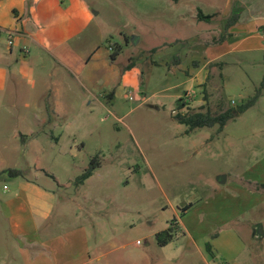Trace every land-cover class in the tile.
<instances>
[{"label": "rangeland", "instance_id": "1", "mask_svg": "<svg viewBox=\"0 0 264 264\" xmlns=\"http://www.w3.org/2000/svg\"><path fill=\"white\" fill-rule=\"evenodd\" d=\"M85 1L95 15L85 31V51L99 48L113 70L103 74V64L96 60L93 72L98 81H88L87 90L86 82L47 59L37 61L33 84L24 81L18 90L0 92V170H24L27 178L37 177L39 184L55 188L54 216L56 221L63 220L61 231L67 235L73 234L76 226L97 225L91 229L90 241L102 257L97 264H207L177 225V235L165 247L159 246L156 235L183 218L185 208L194 218L203 211L210 186L231 193L234 184L243 185L237 178L246 180L254 164H264V118L255 122L260 108H251L230 121L221 134L218 127L187 133L188 128L174 120L179 112L176 97L189 105L182 112L198 110L192 107L195 100H206L213 114L236 108L252 96L251 86L264 79V53L254 59L256 63L250 55H241V65L229 67L223 80L215 75L206 88L191 95L181 89L162 92L156 88L172 84L167 65L172 66V59L160 65L161 61L168 60V51L176 50L177 39L191 36L188 23L195 25L196 21L189 16L184 21L181 12L172 8L175 0ZM228 2L180 0L178 5L223 6ZM240 43L249 46L250 41ZM161 46V55L151 52ZM115 53L118 56L112 60ZM231 59L236 58L227 60ZM133 62L139 73L129 74L124 85L123 77ZM54 68H58L57 74ZM58 84L62 100L68 101L72 114L77 115L60 144L35 120L45 108L41 103L47 95H42ZM92 94L100 97L101 103ZM31 130L41 136L38 141L24 143L20 134ZM54 133L59 136L61 131ZM80 143L84 146L79 149L76 144ZM97 156L101 167L78 192L74 182ZM36 158L48 175L28 169ZM220 176L229 178V183L219 185ZM12 178L8 174L0 177V264H9L13 254L21 263L18 243L10 234L2 208L6 197L3 187ZM67 185L70 188L65 189ZM63 211L67 212L65 217L61 216ZM258 230L262 231V226Z\"/></svg>", "mask_w": 264, "mask_h": 264}, {"label": "crops", "instance_id": "2", "mask_svg": "<svg viewBox=\"0 0 264 264\" xmlns=\"http://www.w3.org/2000/svg\"><path fill=\"white\" fill-rule=\"evenodd\" d=\"M175 1L173 10L180 11L184 21L189 16L196 24L188 23L191 36L177 39L173 47L176 50L165 54L168 60L161 61L160 65L172 59V66L167 63L171 79L168 82L172 84L166 89L165 85L159 86L157 90L181 89L191 95L193 91L196 93L206 88L207 81L215 75L223 80L229 67L241 65V55H250L253 63H256L255 58L263 55L264 0H229L223 6L178 5L180 0ZM214 8L219 12H211ZM200 15L210 18L203 20ZM233 17H236V22L229 28L227 25ZM94 18L85 0H0V92L18 90L24 81L33 84L37 61L47 59L81 83L86 82L84 86L87 90L88 81H98L93 72L96 60L103 64V74H110L113 65L104 53L99 54V48L85 51V43L88 42L85 31ZM9 40L13 41L12 46ZM234 41L239 43L234 45ZM244 41H250L249 46L240 43ZM163 47L154 48L151 52L161 55L159 51ZM228 57L236 59L227 60ZM130 65L128 74L123 77L124 85L129 82V74L139 73L136 62ZM54 71L57 74L58 68ZM60 79L63 80L62 77ZM262 79L251 86L252 96ZM46 95L48 99L44 98L41 103L45 108L40 110L41 117L35 120L43 131L50 130L51 138L60 144L77 115L72 114L70 103L62 100L59 84L42 96ZM92 97L101 103L100 97L94 94ZM176 98L178 101L181 99L180 96ZM207 104L206 100H195L192 107L201 108ZM257 107L260 108V115L255 122L260 117L264 118V90L253 108ZM55 131H61V134L56 136ZM43 134L47 137V132ZM40 136L32 130L26 135L20 134L24 143L38 141ZM76 146L80 149L84 145L80 143ZM28 169L48 175L38 158L34 166L28 164ZM249 170L248 179L237 178L244 186L234 184L231 193L218 186H210L211 194L204 199L203 211L195 213L194 218L192 211L187 210L184 217L176 221L182 234L194 243L207 264H264V164L258 162ZM219 179L221 176L218 184L222 185ZM12 180L3 187L6 197L2 208L10 234L18 243L21 263L13 254L9 264H97L102 260L90 244L91 229L97 225L76 226L78 228L74 227L73 234L67 235L66 231H61L64 229L63 220L56 221L54 216L57 190L39 184L37 177H13ZM228 183L229 178L224 185ZM63 187L68 189L70 185ZM86 195L85 199L90 201L91 197ZM69 202L74 204L76 201L69 199ZM66 214L63 211L61 216ZM98 225L99 228H106L105 224ZM259 226L263 229L261 233ZM208 243L212 246V254L208 252Z\"/></svg>", "mask_w": 264, "mask_h": 264}, {"label": "trees", "instance_id": "3", "mask_svg": "<svg viewBox=\"0 0 264 264\" xmlns=\"http://www.w3.org/2000/svg\"><path fill=\"white\" fill-rule=\"evenodd\" d=\"M201 19H209V16L200 15ZM236 22V17L231 18L228 27ZM118 56V53H115L111 56L112 60ZM131 65L128 66V70H130ZM264 90V79L261 85L256 89L255 94L250 97L247 101L243 102L241 105L237 106L236 108H229L225 111H221L218 114H213L208 107L205 105L198 110H191L188 109L187 112H182L186 109L189 105L186 103L185 99H180L177 102V109L179 112L174 116V119L181 125H184L188 128L187 133L194 132L195 130L204 129V128H214L218 127V133L221 134L224 132L225 127L227 124L240 117L241 115L245 114L248 110L253 108L256 103L258 102L259 98L261 97ZM99 156L93 158L89 164V167L84 171V173L77 178L74 182V186L81 187L85 184V182L90 179L97 169L101 167V163L98 161ZM3 174H8L10 177L18 178L23 177L27 178V172L24 170H17V169H8L0 172V177ZM189 210L188 208L184 209V212ZM177 224L172 223L167 230L158 233L156 235L157 243L161 247H165L170 244L175 236L177 235ZM178 226V225H177ZM179 230V227H178ZM208 252L212 254V246L210 243L207 244Z\"/></svg>", "mask_w": 264, "mask_h": 264}, {"label": "water", "instance_id": "4", "mask_svg": "<svg viewBox=\"0 0 264 264\" xmlns=\"http://www.w3.org/2000/svg\"><path fill=\"white\" fill-rule=\"evenodd\" d=\"M227 178L226 177H221V179H219V183H221L222 185L226 184ZM260 233L262 231H259Z\"/></svg>", "mask_w": 264, "mask_h": 264}, {"label": "built area", "instance_id": "5", "mask_svg": "<svg viewBox=\"0 0 264 264\" xmlns=\"http://www.w3.org/2000/svg\"><path fill=\"white\" fill-rule=\"evenodd\" d=\"M263 33H264V29H263ZM9 45H13V41L9 40Z\"/></svg>", "mask_w": 264, "mask_h": 264}]
</instances>
